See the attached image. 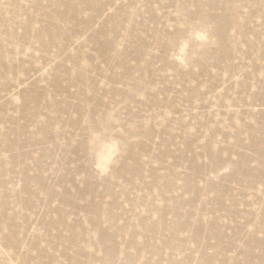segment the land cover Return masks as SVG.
<instances>
[{
  "label": "rangeland",
  "instance_id": "374dc122",
  "mask_svg": "<svg viewBox=\"0 0 264 264\" xmlns=\"http://www.w3.org/2000/svg\"><path fill=\"white\" fill-rule=\"evenodd\" d=\"M262 182L261 0H0V261L264 264Z\"/></svg>",
  "mask_w": 264,
  "mask_h": 264
},
{
  "label": "snow or ice",
  "instance_id": "6c2138e0",
  "mask_svg": "<svg viewBox=\"0 0 264 264\" xmlns=\"http://www.w3.org/2000/svg\"><path fill=\"white\" fill-rule=\"evenodd\" d=\"M264 4V0H261ZM154 7H159V5H154ZM198 36L201 38H206L205 33L198 32ZM186 44L182 46V50H185ZM163 51L162 48H157L158 54ZM93 123H88L87 121L83 125L84 133L81 134V138L84 139L86 145H91L96 157L100 156L101 161L96 164V168L100 170L101 173H108L110 171L108 164L115 160H119L120 154L125 148L123 139H117L115 133H121L123 136H127L130 132V126L126 125L124 121L116 120L113 116L109 115V118L104 121H96L93 118ZM127 130V131H126ZM79 142V141H78ZM98 148H102V152H97ZM113 157L115 160L113 161ZM264 183V182H262ZM8 234L6 228H0V252L4 249L3 238ZM16 241L12 242V247H15ZM0 264H23L20 260L4 262L0 261Z\"/></svg>",
  "mask_w": 264,
  "mask_h": 264
},
{
  "label": "clouds",
  "instance_id": "9594fccd",
  "mask_svg": "<svg viewBox=\"0 0 264 264\" xmlns=\"http://www.w3.org/2000/svg\"><path fill=\"white\" fill-rule=\"evenodd\" d=\"M115 160V157H113V161Z\"/></svg>",
  "mask_w": 264,
  "mask_h": 264
}]
</instances>
